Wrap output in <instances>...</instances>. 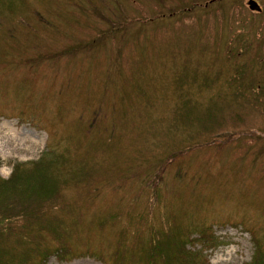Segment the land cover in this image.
I'll use <instances>...</instances> for the list:
<instances>
[{
    "label": "rangeland",
    "instance_id": "1",
    "mask_svg": "<svg viewBox=\"0 0 264 264\" xmlns=\"http://www.w3.org/2000/svg\"><path fill=\"white\" fill-rule=\"evenodd\" d=\"M256 1L0 0V176L45 154L65 179L26 236L22 215L0 231V264L264 258ZM57 245L93 254L61 259Z\"/></svg>",
    "mask_w": 264,
    "mask_h": 264
},
{
    "label": "trees",
    "instance_id": "2",
    "mask_svg": "<svg viewBox=\"0 0 264 264\" xmlns=\"http://www.w3.org/2000/svg\"><path fill=\"white\" fill-rule=\"evenodd\" d=\"M255 86L258 88L259 83H256ZM174 153L176 152H170V154ZM46 156L47 155L42 154V156H39L37 159L29 160L28 162L17 161L13 166L14 168L7 177L0 176V223L4 222L2 226H0L1 232H8L14 235L18 229L11 227L12 225L9 221H11L12 217L15 215H22L21 229L24 230V236H26L27 231L31 230V222L37 220V214L41 212L43 209L42 207L45 206L43 202L56 200L59 198V190L65 179L63 180L51 172L50 168L52 165H50L49 161H47L48 158ZM32 203L37 204L30 206ZM112 216H114V218L116 217L115 214ZM47 222L49 225L44 224V226L52 234L53 239H62L64 236L61 232V229L57 228L51 222ZM194 235L196 237H200L201 241L205 240L210 242L208 246L211 247L213 243H217L219 241L217 235H215L213 242V234L211 235V232H202L201 234L199 232ZM162 245L164 244L161 240L151 244L148 247V254H152L153 250L155 249L159 251V254L163 255L162 249L159 247ZM166 245V249L167 247L170 248L169 242H167ZM86 250H75L71 247L65 246L62 248L61 245H57L51 249V251L56 253L61 259H70L72 257L75 258V256L82 254H93L92 252ZM72 252H74L73 255ZM133 252H130L125 256L132 257L135 255L136 257V252L135 254ZM113 255L116 258H120L124 256V252L121 250L114 253ZM250 258L252 262L251 264H264V258L259 252L255 253V255L251 256ZM44 260L45 258H43V261Z\"/></svg>",
    "mask_w": 264,
    "mask_h": 264
},
{
    "label": "water",
    "instance_id": "3",
    "mask_svg": "<svg viewBox=\"0 0 264 264\" xmlns=\"http://www.w3.org/2000/svg\"><path fill=\"white\" fill-rule=\"evenodd\" d=\"M247 2V6L250 7V9H252L253 11L256 10H260L261 6L257 3L256 0H246Z\"/></svg>",
    "mask_w": 264,
    "mask_h": 264
}]
</instances>
